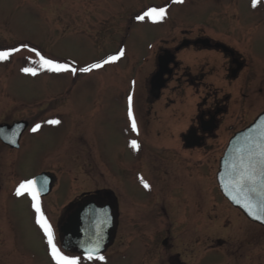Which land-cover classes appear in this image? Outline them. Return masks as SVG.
Returning <instances> with one entry per match:
<instances>
[{
  "label": "rangeland",
  "instance_id": "obj_1",
  "mask_svg": "<svg viewBox=\"0 0 264 264\" xmlns=\"http://www.w3.org/2000/svg\"><path fill=\"white\" fill-rule=\"evenodd\" d=\"M152 8L166 9L164 17L138 19ZM183 31L233 46L255 59L259 71L264 68V0L255 7L253 0H0V51L12 52L0 61V123L31 124L20 150L8 154L0 147V264H54L30 197L15 195L21 183L41 173L57 179L52 193L40 198L56 245L57 216L75 196L104 187L129 211H135L131 200L150 201L136 188V158L140 142L147 143L131 130L128 97L138 131L141 124L143 130L167 131L156 145L167 146L170 134L172 145H181L180 129L168 131L167 108L158 117H148L144 109L157 50L172 37L178 41ZM121 50L119 60L103 64ZM41 57L77 71L48 72L40 67ZM92 64L102 67L80 71ZM37 124L41 127L33 132ZM134 140L138 150L131 147ZM181 173L170 163L169 187L157 191L170 197L174 257L184 264H264L263 227L225 200L211 170L195 187L178 181L185 177ZM124 214L127 222L111 251L137 242V235H150L148 227L139 230L134 216Z\"/></svg>",
  "mask_w": 264,
  "mask_h": 264
},
{
  "label": "flooded vegetation",
  "instance_id": "obj_2",
  "mask_svg": "<svg viewBox=\"0 0 264 264\" xmlns=\"http://www.w3.org/2000/svg\"><path fill=\"white\" fill-rule=\"evenodd\" d=\"M191 34L190 31H183L178 41V38L172 37L165 46L159 47L155 68L148 82L144 109L146 115L158 117L159 111L163 107L167 108L170 120L168 131H172L173 127L179 128L181 143L179 147L173 146L170 134L167 146L159 147L156 145L157 137L162 134L164 136L167 131L143 130L141 124L137 135L140 140L144 137L147 144L143 147L139 141L141 150L136 158V188L137 191L143 192L146 198H150V201L144 203L131 200L134 207L131 210H135V214V211L121 208L120 201L118 202L115 195L103 187L73 197L57 216L55 223L57 245L64 254L79 257L80 264H182L179 258L174 257L170 248V197L164 199L162 194L157 193L158 188L165 190L169 187L166 181L170 180V163L178 164V169H182L181 174L185 177L178 181H188L193 187L200 186L199 180L206 182L208 174L205 171L211 170L212 179L219 189L217 184L219 163L230 139L264 113V68L259 71L255 59L233 46L207 35ZM198 40H207L208 43L198 44L196 43ZM184 42H188V46L178 50ZM218 44L224 45L229 51L217 48ZM165 51L170 52L163 77L165 85L160 97L155 98L151 95L150 83L158 71V58ZM186 92L189 97H186ZM161 101L165 103L157 104ZM255 108L259 111L254 112ZM22 121L27 122L28 127L21 136L19 148L12 149L0 139L1 149L8 154L22 148V139L30 131L31 124L26 120L0 123V126H12ZM0 159L2 161L3 157ZM196 169H201L198 171L199 175L195 173ZM214 169H217V172ZM184 171L188 172L184 174ZM41 174L53 178L51 192L40 197L45 198L54 190L57 179L51 173ZM141 180L147 183L149 188H145ZM86 204L109 208L114 217V239L100 254L105 258L104 261H89L75 249L63 248V226L78 208ZM124 213L134 216L132 219L139 230L148 227L147 233L150 235H137L136 238L139 239L137 242L124 243L118 250L111 251L116 233L122 223L127 222L126 218H121Z\"/></svg>",
  "mask_w": 264,
  "mask_h": 264
},
{
  "label": "water",
  "instance_id": "obj_3",
  "mask_svg": "<svg viewBox=\"0 0 264 264\" xmlns=\"http://www.w3.org/2000/svg\"><path fill=\"white\" fill-rule=\"evenodd\" d=\"M196 43L207 44V40H198ZM188 46L184 42L179 48ZM217 48L229 51L224 45L218 44ZM170 52L165 51L158 58V71L151 79V95L155 98L160 97L162 88L165 85L163 79L165 74L166 60ZM27 122H18L12 126H0L1 141L12 149L19 148V142L22 134L27 129ZM261 132H264V113L244 130L236 133L229 141L222 158L220 159L217 173V184L222 196L236 209L240 210L245 217L253 223L264 228V212H259L254 208L260 218L249 215L248 210L243 205V194H238L234 188L236 172L240 169L242 157L246 158L248 149L255 144ZM46 178V190L41 193L40 197L48 195L52 190L53 178L47 174H41L34 179ZM233 196H238L241 203H236ZM254 205L260 204L258 196L251 197ZM63 248L65 250L75 249L85 257L84 248L99 246V255L113 241L115 236L114 217L109 208H99L94 204H86L78 208L68 219L62 228Z\"/></svg>",
  "mask_w": 264,
  "mask_h": 264
},
{
  "label": "snow or ice",
  "instance_id": "obj_4",
  "mask_svg": "<svg viewBox=\"0 0 264 264\" xmlns=\"http://www.w3.org/2000/svg\"><path fill=\"white\" fill-rule=\"evenodd\" d=\"M174 3H183L184 0H173ZM257 0H253V7L256 6ZM166 9H156L152 8L149 11L145 12L144 15L139 16L138 19L143 20L145 17H148L153 20V22L158 19H162L165 15ZM13 51H19L15 49ZM12 54L11 51H0V61L7 60L8 57ZM124 55L123 50L118 55H113L108 57V59L103 61V64H108L116 62ZM40 67L51 73H63L69 72L75 74L77 69L69 68L66 63H57L51 59H45L41 57ZM101 64H92L90 67L80 69L83 73L91 72L93 69L101 68ZM23 71L26 74L35 76L37 74L36 69L24 68ZM128 119L130 121L131 130L138 134V125L133 113V98L132 96L128 97ZM50 124H59L58 120L48 121ZM41 125L37 124L32 131L35 132L39 130ZM131 147L133 149H139V144L134 140L131 142ZM141 183L144 184L145 188H149L147 183H144L141 180ZM47 179H33L28 180L27 182L21 183L16 191V196L27 195L32 201V207L36 213V223L43 230L45 237L47 238V243L50 249L51 259L54 261V264H80V258L76 256H69L64 254L55 243V234L53 231L52 225L46 219L44 212L41 207L40 196L43 191L46 190ZM238 194H243V207L248 210L249 215L260 218L256 211H253L254 208H258L259 212H264V132H261V135L258 141L253 144L248 149V155L246 158L242 157L240 169L236 172V180L233 185ZM255 195L260 199L259 205H254L252 203L251 197ZM233 199L236 203H241V199L238 196H233ZM85 258L89 261L99 260L104 261V257L99 255V246L95 247H86L84 248Z\"/></svg>",
  "mask_w": 264,
  "mask_h": 264
}]
</instances>
